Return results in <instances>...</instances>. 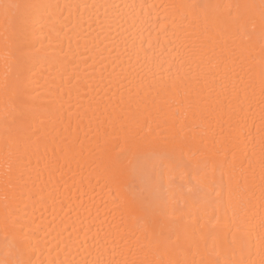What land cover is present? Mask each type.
<instances>
[{"label":"snow or ice","instance_id":"1","mask_svg":"<svg viewBox=\"0 0 264 264\" xmlns=\"http://www.w3.org/2000/svg\"><path fill=\"white\" fill-rule=\"evenodd\" d=\"M134 8L0 0V59L5 66L0 76V264H264V0L226 5L189 0L160 5L164 14L154 18L133 13L134 22L149 24V36H157L148 48L143 39L133 46L136 64L150 65L143 74L131 69L132 56L124 68L116 47L106 43L120 10ZM109 10L115 13L109 15ZM85 24L96 32L94 37ZM53 33L61 47L65 40L69 49L75 44L76 53L52 57L43 52ZM155 47L175 55L157 62L150 55ZM186 56L196 62L195 76L191 71L180 76ZM80 60L92 68L86 79L79 75ZM93 60L101 65L98 75ZM37 61L55 73L46 94L38 91L44 85L28 75ZM135 80L141 83L134 85ZM191 80L203 87L188 88ZM146 112L157 121L155 127L142 122ZM189 114L211 135L215 157L193 154L187 162L173 159V164L197 170V189L209 188L214 206L230 211L226 224L214 214L185 219L170 209L154 183L135 190L123 179L125 162L161 141L174 156L182 155L194 139L181 134L191 128ZM117 122H122V136L108 131ZM85 166L113 194L115 208L103 219L97 212L100 223L93 222L81 239L76 227L80 217L72 219L69 207L65 216L71 223L61 220L53 244L48 239L52 223L36 217V206L50 201L55 210L59 201L63 212L68 205L60 180ZM45 175L47 183L39 184ZM53 180L56 186L48 190Z\"/></svg>","mask_w":264,"mask_h":264},{"label":"bare ground","instance_id":"2","mask_svg":"<svg viewBox=\"0 0 264 264\" xmlns=\"http://www.w3.org/2000/svg\"><path fill=\"white\" fill-rule=\"evenodd\" d=\"M19 2L33 4L39 3L41 0H19ZM48 2L53 4L88 3L135 5L134 9L120 10L119 21L118 23H114L112 25L111 35L109 36L106 43L109 45V47H116V52L120 54L121 59L125 61L123 65L124 68H129L128 57L132 56L131 69L135 72L143 74L147 71V67L150 65L142 68L140 65L136 64V57L133 54V46L139 45L141 39H143L144 47L148 48L149 40L154 43L157 39V36L155 32H152V35L149 36V32L151 31L150 25L147 23L142 25L140 24L139 20H135L134 22L132 14L139 13L145 19L149 17L154 18L158 13L160 15L164 14V10L160 8V5L168 3L189 2V0H48ZM201 2H207V0H201ZM211 2L226 5L228 3L234 2V0H211ZM244 2L259 4L260 0H244ZM114 13L115 10H109L108 14L113 15ZM99 14L104 15V9H100ZM85 19H87V16H85ZM84 27L87 29V24H85ZM96 27L97 25L94 24L93 28ZM87 31L90 32L93 37L96 35V32L92 29H87ZM81 34L83 35L84 33L82 32ZM101 39H103V37H101ZM159 39L162 45L166 43L163 37H160ZM57 40L58 38L56 34L53 33L51 36V42L47 40L44 41L43 52L52 57L62 56L65 54L71 57L74 53H76L77 49L75 44H73L72 49H69L67 40L64 41L62 47L58 45ZM37 47H39V45H37ZM125 47L128 48L127 53L124 52ZM80 50L82 51L83 49L81 48ZM180 51L183 52V49H180ZM90 54L95 56V53ZM255 54L257 60H259V42L256 44ZM150 55H152L157 62L169 61L175 55V52L169 48L155 47L154 49L150 50ZM91 63H95V74L98 75L101 65L96 60L91 61L90 64ZM164 66L167 67V64ZM4 70L5 66L3 60L0 59V76L3 75ZM78 71L79 75L86 79L89 73L92 72V68L80 60ZM117 71H119V68ZM189 71H191L195 76L199 69L197 68L196 62L186 56V64L181 70L180 76L183 77ZM28 75L34 81H38L39 84L44 85V88L38 89V91H43L46 94L47 88L51 86V80L55 73L52 72L49 64L42 61H37L31 66V71L28 73ZM217 79L219 80L220 77L218 76ZM45 81H48L49 83L45 84ZM56 83H60L58 76L56 77ZM133 83L134 85H137L140 84L141 81L135 80ZM143 83L146 86L148 80L143 81ZM64 87H71V85L65 84ZM201 87H203V84L197 83L195 80H191L188 83V88L192 90H196ZM256 110H259L258 107ZM151 111L152 110H150V112ZM3 118V105L0 104V132H2ZM183 119L184 118L181 117L177 121V129L182 127L181 122ZM141 120L142 122L147 120L152 127L156 126L157 121L154 120L153 116L150 115L149 112L143 113ZM120 123L122 122H117L114 126L110 125L108 127V131L115 135L122 136L123 133L120 131ZM187 123L191 125V128L185 127L181 134H189L194 137V139H192L189 144L184 147L182 155L177 152L174 156L172 147L170 145H165L161 141L151 149L143 152L139 158L133 159L130 164L125 162L128 173H126L123 179L130 187L135 190H139V188H141L146 183H154L157 186L159 192L167 199L170 209H174L177 215L183 216L185 219L197 215L205 216L214 214L220 218L221 224H226L229 217L231 216L230 211L226 212L224 206H220L218 208L214 206L215 194L212 193L209 188L203 187L199 190L197 189V180L199 179V173L197 170L192 167L184 166V163L175 165L173 164V159L187 162L193 157V154H195L197 157H215V149L213 148L211 135L201 130L199 127L201 123L200 120H193L191 114H189ZM257 123L259 122L257 121ZM131 131L133 130L130 129V132ZM161 131H163V129H161ZM254 131L255 129H253V132ZM109 138L111 139V137ZM220 158H223V154H221ZM95 177L96 173L93 172L92 169L85 166L82 172L66 174L63 177V180H60V185H62L60 190L61 192L65 193V202L68 205L64 208L63 212L60 211L59 201H57L55 205V210L53 209L50 201L48 204L44 205L43 208H41L40 205L36 206V217L43 215V222L45 224H48L49 222L52 223V234L48 237V239L51 240L53 244L56 242L53 237L56 235V231L59 228L61 220H67L68 223H71V220H68V217L65 216V213L69 212V207L73 209L70 213L72 219H75L77 215L80 217V219L76 222V227L81 229L79 233L81 239L85 238L84 233L88 231L89 226L93 222H95L97 225L100 223V220L96 219L97 212H99L100 218L103 219L107 210L115 208L113 194L110 193L107 187H104L103 182L98 185L96 183ZM219 177L220 173L217 172L218 180ZM58 178L59 174H57V179ZM47 181L48 177L46 175L42 176L40 178L39 184H46ZM65 181L67 183H65ZM223 184L226 188L228 184L227 175L224 176ZM54 186H56L55 180H53L51 184H48V190H52ZM81 200L83 201V206H81ZM0 209H2V205H0ZM86 209L91 211V217H89ZM28 212L29 215H31L33 212L31 204L29 206ZM93 231H95V229H93ZM65 235H67V233H65ZM89 236H91V233H89ZM0 238H2V234H0ZM89 242L91 243V241Z\"/></svg>","mask_w":264,"mask_h":264}]
</instances>
